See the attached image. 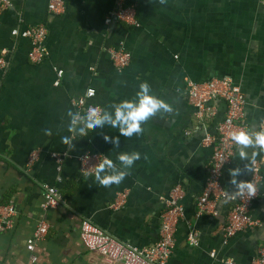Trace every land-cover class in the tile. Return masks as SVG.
Returning a JSON list of instances; mask_svg holds the SVG:
<instances>
[{"label": "crops", "instance_id": "1", "mask_svg": "<svg viewBox=\"0 0 264 264\" xmlns=\"http://www.w3.org/2000/svg\"><path fill=\"white\" fill-rule=\"evenodd\" d=\"M50 1L11 0L1 17L0 51L10 50V65L0 69V208L14 205L16 213L13 227L0 230V264H123L110 263L85 245L82 220L137 248L151 246L160 239L166 200L177 185L185 190V214L169 263L227 264L234 259L253 264L264 243V180L251 209L261 225L227 238L234 205L230 198L218 200L214 213H199L213 154L204 139L216 133L227 104L218 99L216 114L199 118L187 83L231 77L246 96L249 129L261 128L264 0H128L137 6L140 26L115 19L116 0H64L61 13L50 10ZM38 24L48 28V55L41 63L29 57L30 39L12 33ZM112 47L131 52L128 67L119 70L113 64ZM145 81L173 110L143 122L141 133L120 136L117 147L104 139L105 133L119 135L110 125L89 129L87 135L70 130L69 111L76 113L74 101L88 89L96 91L88 101L103 109L134 98ZM34 151L39 158L29 166ZM88 151L103 153L118 165L121 152L141 156L120 184L104 186L95 172L82 171L81 156ZM247 152L241 160L237 149L226 168L224 184L231 193L237 189L230 170L240 168L238 179L246 181L253 159L263 151L249 147ZM53 153L66 154L61 170ZM47 184L59 189L62 202L44 210ZM122 193L126 200L115 208ZM42 219L49 231L30 250Z\"/></svg>", "mask_w": 264, "mask_h": 264}, {"label": "built area", "instance_id": "2", "mask_svg": "<svg viewBox=\"0 0 264 264\" xmlns=\"http://www.w3.org/2000/svg\"><path fill=\"white\" fill-rule=\"evenodd\" d=\"M116 9L113 12L115 19L124 23L140 26L138 19V10L135 4L128 0H116ZM12 5L11 0H0V25L1 17L5 10ZM51 11L61 13L65 9L64 0H51L49 2ZM112 19L109 18L108 22ZM14 35H22L30 39L32 48L29 52L30 59L35 63H41L48 55L45 40L48 35V28L44 24H38L24 30L14 29ZM113 64L123 70L128 67L132 61V54L124 48L112 47L109 49ZM10 50L3 48L0 51V69H6L10 65ZM58 75H63V70H58ZM188 98L190 103L196 108L199 118L212 117L216 114L215 101L225 100L227 110L223 119L217 124V131L214 134L208 133L204 143L213 147L212 158L209 163L208 178L203 192L198 198V207L200 214H211L215 212L216 202L224 198H230L234 205L229 213L226 224V236L230 238L237 232L251 229L261 225L260 220L252 215V205L261 193V183L264 180V150L262 156L252 161L251 172L246 180L251 183L253 190L251 193L245 190L241 194L229 192L224 184L226 168L233 162L238 149L235 142L231 139V132L241 128L249 129V124L245 116L246 96L241 87L233 82L231 77L212 78L206 81H188ZM94 88L87 90L86 96L80 97L74 101L76 112L86 113L89 106L95 104L88 100L95 95ZM100 106L99 104H95ZM101 107V106H100ZM102 108V107H101ZM261 128H264V118L261 122ZM103 154L96 151H88L81 156L82 171L84 173L95 172V165L98 157ZM58 161V169H62V163L66 154L53 153ZM104 155V154H103ZM39 158V152L31 153L28 165L32 166ZM44 201L42 206L44 210L59 206L62 202V194L56 186L45 185ZM185 196V190L181 185L173 188L169 198L166 200V208L162 215V225L160 239L155 244L137 248L118 237L110 234L105 229L95 224L89 219L84 218L81 222V237L85 245L92 251L103 255L110 263L123 264H170V257L173 252L176 241V231L180 220L184 217L185 208L182 200ZM126 193L118 196L113 204L115 208L121 207L126 200ZM16 213V207L9 205L0 208V230L13 227L12 217ZM49 223L42 219L39 223L35 237L32 239L28 248L34 250L36 243L47 235ZM195 231L191 232V237L197 241ZM36 260V256H32ZM227 264H239L234 259H228ZM253 264H264V243L258 249V255Z\"/></svg>", "mask_w": 264, "mask_h": 264}, {"label": "clouds", "instance_id": "3", "mask_svg": "<svg viewBox=\"0 0 264 264\" xmlns=\"http://www.w3.org/2000/svg\"><path fill=\"white\" fill-rule=\"evenodd\" d=\"M172 106L163 98L155 95L148 82H142L136 96L132 99H124L119 103L113 104L110 108H101L98 105H91L86 113H72L69 111L71 122L69 128L74 133L87 135L89 129L104 128L110 125L113 129H118L119 135L104 134L105 141L112 143L114 146H120V136L132 137L143 131L142 123L160 111L171 112ZM50 131V130H46ZM231 139L239 149L241 160L248 157L247 149L249 147L264 150V128L259 130H248L241 128L233 130L230 134ZM66 143L69 137H64ZM141 154L138 151L121 152L117 155L119 165L106 155L101 154L95 165V179L99 184L110 186L120 184L129 174L128 170L134 165L135 161L140 159ZM232 176L231 184L237 189V194L248 190H253L251 183L239 180L241 174L240 168L230 170Z\"/></svg>", "mask_w": 264, "mask_h": 264}]
</instances>
